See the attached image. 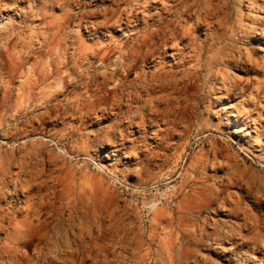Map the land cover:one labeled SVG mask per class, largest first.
<instances>
[{
  "label": "rangeland",
  "instance_id": "1",
  "mask_svg": "<svg viewBox=\"0 0 264 264\" xmlns=\"http://www.w3.org/2000/svg\"><path fill=\"white\" fill-rule=\"evenodd\" d=\"M0 264H264V0H0Z\"/></svg>",
  "mask_w": 264,
  "mask_h": 264
},
{
  "label": "bare ground",
  "instance_id": "2",
  "mask_svg": "<svg viewBox=\"0 0 264 264\" xmlns=\"http://www.w3.org/2000/svg\"><path fill=\"white\" fill-rule=\"evenodd\" d=\"M158 33V32H157ZM107 79V78H106ZM120 81V80H119ZM120 90V89H119ZM55 109V108H54ZM53 113V112H52ZM47 115H49V114H47ZM57 115V114H56ZM105 119V118H104ZM31 121V120H30ZM35 122V121H34ZM41 126V125H40Z\"/></svg>",
  "mask_w": 264,
  "mask_h": 264
}]
</instances>
